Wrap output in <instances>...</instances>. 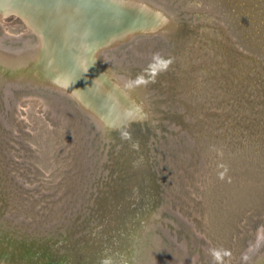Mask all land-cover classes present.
<instances>
[{
	"label": "rangeland",
	"instance_id": "rangeland-1",
	"mask_svg": "<svg viewBox=\"0 0 264 264\" xmlns=\"http://www.w3.org/2000/svg\"><path fill=\"white\" fill-rule=\"evenodd\" d=\"M155 1L177 26L97 50L150 121L104 134L0 80V264H264V0ZM30 35L0 16L3 43Z\"/></svg>",
	"mask_w": 264,
	"mask_h": 264
},
{
	"label": "bare ground",
	"instance_id": "bare-ground-1",
	"mask_svg": "<svg viewBox=\"0 0 264 264\" xmlns=\"http://www.w3.org/2000/svg\"><path fill=\"white\" fill-rule=\"evenodd\" d=\"M15 2L40 40L32 54L31 41L19 48L0 38L1 81L23 78L76 96L103 127L147 116L140 85L107 69L97 50L136 31L165 29L160 8L143 0H0V16Z\"/></svg>",
	"mask_w": 264,
	"mask_h": 264
},
{
	"label": "water",
	"instance_id": "water-1",
	"mask_svg": "<svg viewBox=\"0 0 264 264\" xmlns=\"http://www.w3.org/2000/svg\"><path fill=\"white\" fill-rule=\"evenodd\" d=\"M76 1H78V3H79V1L80 0H76ZM147 2H149L150 4H157V6L160 8V10H161V12L166 16V18H167V20H168V23L166 24V26H165V28H168L167 30H165L164 31V28L163 29H161L162 27L161 26H159V27H155L154 29H153V31H151V32H157V34H159V35H162V34H166V33H168L169 32V30H171V29H173L175 26H177L179 23L176 21V18H175V16H174V14H173V12L171 11V10H169V9H167L164 5H161V4H159L158 2H156L155 0H147ZM155 2V3H154ZM123 4H128L126 1H124V2H122ZM141 6H143V7H145V8H150L151 9V7H149V6H147V5H145V4H141ZM18 7H19V2H15L11 7H9L8 9H7V11H6V13L4 14V15H8V14H13V15H16L17 17H19L22 21H23V23H24V25L26 26V28H27V30L29 31V33L32 35V37H29L28 39L31 41V42H38L40 39H39V36H38V34L35 32V31H32L31 30V28H29V24H28V22H27V20L25 19V17L21 14V12L19 11V9H18ZM74 11H76V13H77V10H74ZM68 12V11H67ZM60 15H62V13L60 14ZM67 17H70L69 15L67 16ZM76 18V17H75ZM170 28V29H169ZM33 34H32V33ZM136 32H138V31H136ZM141 32H143V33H150V32H146V31H141ZM30 35V36H31ZM135 36V32L134 33H132L131 35H129V36H127V37H123V38H121L118 42H112L110 45H106L104 48H103V50H105V49H107L108 47L110 48V47H112V46H114V45H116V44H118V43H120L121 41H124V40H127V39H130V38H132V37H134ZM18 41H20V40H18ZM47 44H49V39H47ZM106 66H108V68H110V65H108V62H107V64H106ZM111 69V68H110ZM75 71H76V73L77 74H79L80 76H83L82 75V72L80 71V70H78L77 68L75 69ZM110 82H111V80H110ZM113 85H115L116 86V84L112 81L111 82ZM23 85H29V86H32V87H35V88H45V89H47V90H50V91H52V92H55V93H57V94H59V95H61V96H65L66 98H68V99H71L72 100V102L74 103V105H76V107H78V109L80 110V111H82L89 119H90V121L91 122H93V124H94V127H95V129H99L101 132L103 131L104 132V134H105V132L107 131V130H109V129H118V128H122V127H130L131 125H132V123H134V122H147V121H150L151 119H150V117H143V116H141V115H139V116H133V117H131V121L130 122H122L121 124H119V125H114V126H112V127H110V126H104L103 127V129H102V127H98V125H97V123L95 122V120L93 119V117L91 116V114L84 108V106H83V104H81V102H80V100L76 97V96H73V95H71V94H69V93H62V92H60V90H58V89H55V88H49L48 86H44V85H37V84H30L29 82L28 83H26V84H23ZM0 86H5V85H1L0 84ZM12 86H15V84H12V85H10V87H12ZM22 86V85H21ZM7 86L6 87H2V89L4 90V92L6 91V92H8L9 90H7ZM144 95L146 96V94H145V90H144ZM146 102H148L147 101V97H146ZM138 145V144H137ZM168 208H170V210H171V207H168ZM151 216H155L156 217V215H155V212H151V213H149V214H147L146 216H142V217H140V223H141V219L143 218V217H147V218H149V217H151ZM186 221H188L187 219H185ZM188 223H190V222H188ZM191 225H193V226H195V224L194 223H190ZM169 230V229H168ZM170 231V230H169ZM165 233L170 237V239H172V240H175V242H176V240H177V238H173V236H170L166 231H165ZM66 235V234H65ZM57 239H54L53 241H54V243L55 244H58V242L56 241ZM65 240H67V237H65V238H61V239H59V241H65ZM177 243V242H176ZM181 246V245H180ZM102 250H104V251H106V250H109L108 248H103ZM90 254V253H89Z\"/></svg>",
	"mask_w": 264,
	"mask_h": 264
},
{
	"label": "clouds",
	"instance_id": "clouds-1",
	"mask_svg": "<svg viewBox=\"0 0 264 264\" xmlns=\"http://www.w3.org/2000/svg\"><path fill=\"white\" fill-rule=\"evenodd\" d=\"M215 255V254H214Z\"/></svg>",
	"mask_w": 264,
	"mask_h": 264
}]
</instances>
